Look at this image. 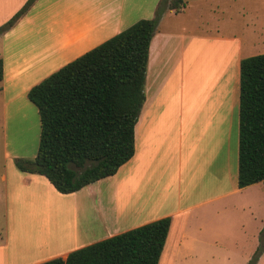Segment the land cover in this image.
I'll list each match as a JSON object with an SVG mask.
<instances>
[{
    "label": "crops",
    "instance_id": "obj_1",
    "mask_svg": "<svg viewBox=\"0 0 264 264\" xmlns=\"http://www.w3.org/2000/svg\"><path fill=\"white\" fill-rule=\"evenodd\" d=\"M159 1L148 10L146 0H35L0 35V264L65 259L74 250L162 218H169L170 225L158 264H179L180 254L194 249L239 245L232 236L255 243L258 235L264 239L263 186L237 188V155L230 163L226 134L221 135L228 113L216 122L218 131L197 134L198 156L189 159L188 135L185 130L178 135L175 128L180 125L171 117L176 106L165 99L163 109L157 112V105L153 116L148 113L151 106L145 108V97L134 126L132 158L115 175L67 195L58 193L43 176L22 173L14 164L18 158L33 159L35 150L29 151L25 144L27 133L8 135V123L16 124L21 108L35 114L26 94L43 79V71H56L137 21L152 19ZM184 1L181 13L162 15L150 41L144 83V89L151 85L149 92L157 70L167 67L162 61L168 47H174L170 62L175 71L186 55L203 56L205 45L212 41L183 27L175 26L167 34L160 30L166 18L190 10V3ZM26 2L0 0V27ZM233 34L216 38L234 43L226 51L240 55L242 40ZM217 102L219 115L226 101ZM230 109L235 112V105ZM195 139L190 137V142ZM134 196L139 206L130 205Z\"/></svg>",
    "mask_w": 264,
    "mask_h": 264
},
{
    "label": "trees",
    "instance_id": "obj_2",
    "mask_svg": "<svg viewBox=\"0 0 264 264\" xmlns=\"http://www.w3.org/2000/svg\"><path fill=\"white\" fill-rule=\"evenodd\" d=\"M27 0L0 27L22 18ZM184 0H160L152 19L139 20L29 89L39 119L33 159L14 160L67 195L111 177L134 155V126L144 103L148 49L166 11L181 13ZM3 77L0 60V82ZM261 183L264 191V54L239 62L238 189ZM170 225L162 218L40 264H158Z\"/></svg>",
    "mask_w": 264,
    "mask_h": 264
},
{
    "label": "rangeland",
    "instance_id": "obj_3",
    "mask_svg": "<svg viewBox=\"0 0 264 264\" xmlns=\"http://www.w3.org/2000/svg\"><path fill=\"white\" fill-rule=\"evenodd\" d=\"M186 1L190 3V10L183 16L166 18L159 26L160 30L167 34L173 32L175 26L177 29L183 27L188 33L210 36L212 41L205 45L207 47L203 50V56L196 54L187 58L186 55L184 64L175 71L174 67H171L173 62H170L174 47H168L165 52L166 57L162 61H166L167 67L164 68V65L163 69L157 70L158 76L154 80L155 85L151 92H149L151 85L144 89L145 108L149 110V106H151L150 111L147 112L154 116L157 105V112H160L165 106V99L176 106L171 117L176 119L177 124L180 125V129L175 128L178 135L180 130L182 133L185 130V134L188 135L189 159L192 154L198 156L195 153L196 141L199 142L197 134L209 135L218 131L217 128L215 129L216 122L219 117L222 118L228 113L225 124L226 132L223 130L221 135L226 134L228 160L232 163L237 155L235 147L238 142V65L244 58L264 54V0H194L193 6L191 3L193 0ZM155 2L156 0H146L147 9L150 10ZM230 33H234L236 38L242 40L243 50L240 55L227 53V48L233 47L234 43L221 42L224 39L221 37L229 36ZM217 36L221 37L216 38ZM237 56H239L238 59ZM56 71L54 68L44 70L43 79ZM205 78L209 80L207 83ZM211 85L213 87H210ZM209 87L215 88L216 92L210 91ZM218 100L222 101V104L226 101V105L221 107L219 115L217 114ZM233 105L236 107L235 112L230 109ZM34 109L35 114L32 115L31 111L21 108L22 112H19L18 121L12 126L8 123L7 131L8 135H11L12 132L24 133V135L27 133L28 140H25V144H28L29 151L34 148L36 155L39 119L37 110L35 107ZM165 115L166 112L161 113L162 117ZM20 116L22 117L20 118ZM190 137H195L197 140L190 142ZM148 194L150 197L151 189ZM133 199L134 202H131L130 205L139 206L138 197L134 196ZM123 205L122 203V207ZM232 239L239 241L240 244L194 249L189 253L180 254L182 262L179 264H264V239L260 235L255 238L257 243L255 240L250 242L251 238L243 236L236 238L232 236ZM227 242L230 240L228 239Z\"/></svg>",
    "mask_w": 264,
    "mask_h": 264
}]
</instances>
